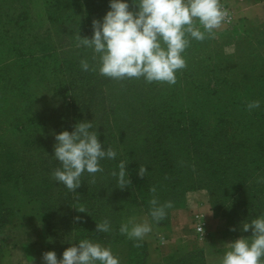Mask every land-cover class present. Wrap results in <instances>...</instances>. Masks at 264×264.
<instances>
[{
  "label": "trees",
  "instance_id": "obj_1",
  "mask_svg": "<svg viewBox=\"0 0 264 264\" xmlns=\"http://www.w3.org/2000/svg\"><path fill=\"white\" fill-rule=\"evenodd\" d=\"M103 1L93 0L92 5L85 4L92 9H80L82 6L71 0H57L50 4L52 10L47 0H15L12 11H0V40H9L5 56L0 55L4 58L0 60V90L11 91L19 99L10 125L22 136L23 147L20 152L5 150L7 160L0 164V174L38 202L39 216L51 219L44 229L54 220L61 224L64 219L63 228L48 235L52 238L50 251L54 244L67 249L84 239L127 244L126 264H146L147 242L139 241L141 246L135 247L137 241L121 234L119 228L129 205L151 220L149 201L153 195L160 204H173L166 209L165 219L158 224L151 220L155 226H167L170 210L183 205L184 192L199 188L208 191L213 213L226 216L229 224L238 216L246 223L264 216V183L257 182L264 178V83L212 89L207 99L178 105L170 92L155 99L162 88L156 82L145 86L139 79L116 81L98 71H83L81 60L94 66L93 52L77 47V36L91 38L92 21L87 16L103 14ZM38 3L44 5L39 17ZM77 15L81 17L74 22ZM42 21L45 23L40 24ZM62 22L69 24L57 26L59 30H68L58 35L55 23ZM256 80H264V76ZM34 83L39 88L45 86L47 101L53 105L49 110H55L47 115L56 123L46 137L37 136L33 129L46 118H41L35 107L37 96L30 89ZM253 100H259L260 107L249 112L246 105ZM81 121L91 122L90 131L97 132L102 148L111 147L117 155L100 160L103 172L94 177L85 171L81 186L70 192L52 179L54 169L60 167L53 155L54 134L72 132ZM172 148L183 157L171 156ZM121 161L127 163L131 181L123 190L112 176L113 171L119 172ZM140 165L147 168L144 178L137 174ZM93 178L95 183H91ZM152 187L155 194L150 192ZM226 191L239 197V205L225 203ZM81 206L87 212L76 210ZM105 219L111 230L96 232V224Z\"/></svg>",
  "mask_w": 264,
  "mask_h": 264
},
{
  "label": "rangeland",
  "instance_id": "obj_2",
  "mask_svg": "<svg viewBox=\"0 0 264 264\" xmlns=\"http://www.w3.org/2000/svg\"><path fill=\"white\" fill-rule=\"evenodd\" d=\"M56 1L47 0V5L50 7V4ZM71 1L82 6L80 9H87L88 7L92 9L93 0ZM125 2L129 4L130 11H135L133 0H125ZM220 2L229 7L232 15L231 23H225L210 36L206 35L203 41L190 39L189 46L182 53L186 60V68L176 72L177 82L174 85L156 82L162 87L160 92L155 95L156 100L167 97L168 92H170L172 93V101L175 104L183 105L196 100L207 99L208 92L210 93L212 89L223 91L234 87L237 83L244 82L249 85L255 82L264 83V80H256L258 76H264V0H220ZM85 4L91 5L85 6ZM14 5L15 0H0V11L10 12ZM47 5L45 4L46 7ZM102 5L105 6L103 14L93 15L91 18L88 15L87 19L102 21L106 12L110 10L109 0H104ZM35 7L37 16H41L44 13V5L38 3ZM50 8L54 10L53 7ZM77 17L80 18L81 15L75 16L74 22ZM73 21L71 24H74ZM43 23L45 22L42 21L40 24ZM68 24L69 22L55 23V27ZM67 30L61 31V28L59 30L57 27V34L64 35ZM201 31H203L202 28ZM8 45L9 40L7 38L0 40V55L5 56ZM9 55L12 56L13 54L9 53ZM139 81L146 86L147 82L143 78ZM37 88L39 92L36 90ZM30 89L37 96V106L35 107L39 111V116L43 118L46 115L45 120H39L33 129L37 136L44 135L46 137L50 131L54 130L56 123L55 118L47 115L52 114L55 110H49L53 105H49L47 101L45 86L39 88L34 83ZM18 100L13 92L0 90V164L7 160L5 153L7 148H12L18 152L23 149L21 145L22 136L10 125L11 117L19 108ZM57 131L58 127L55 132L57 133ZM170 151L171 156L175 154L176 158L183 157V154L177 149L172 148ZM12 183V181L2 179L0 174V264H43L42 254L50 251L48 246H52V238L48 235L57 227L62 229V225L65 224L64 219L61 224L54 220L51 227L44 229L51 219L45 216L40 217L38 202L25 192L17 190ZM196 192L208 196L210 214L207 216L203 213L200 214L201 223L204 224H202L203 233L196 229L198 224L193 225L195 220L190 219V215L176 214L169 233L165 237L158 234L155 240L147 242L148 258L146 264H219L220 258L228 250L227 243L241 237L248 238L251 236V230L242 231V224L246 222L241 220L239 216L235 217L236 219L229 224L226 216L213 213L209 203V194L205 188L184 192L181 207L195 204L197 199L194 193ZM223 199L226 204L239 205V197H236V194L232 197L226 191ZM1 201L4 203L2 202V204ZM3 205L8 208L4 210ZM124 214L123 220L135 218L137 223L141 222L140 216L146 215L138 207L132 205L127 206ZM63 216L66 219L65 213ZM152 225L155 226L153 223ZM202 236L204 242L200 238ZM215 238H224L225 247L215 248ZM195 239H198L201 248H194L189 244L193 240L196 241ZM99 244L110 248L113 255L119 258L120 264H126L127 244ZM56 246L57 244H54L52 250L59 260L62 258L65 249L62 245Z\"/></svg>",
  "mask_w": 264,
  "mask_h": 264
},
{
  "label": "clouds",
  "instance_id": "obj_3",
  "mask_svg": "<svg viewBox=\"0 0 264 264\" xmlns=\"http://www.w3.org/2000/svg\"><path fill=\"white\" fill-rule=\"evenodd\" d=\"M135 11L129 10L125 0H109L110 10L102 21L93 19L91 38L77 36V47L92 49L94 66L81 60L83 71H98L101 76L116 81L141 79L145 82L167 83L174 85L176 72L186 68L182 53L190 44V39L203 41L207 36L231 23L230 14L220 0H133ZM201 28L203 31H201ZM260 107L259 100L247 103L246 110L251 112ZM92 123L81 121L74 125L72 132L62 131L55 134L54 158L60 167L54 169L52 179L75 192L81 186V176L86 171L93 175L103 172L99 161L115 159L117 153L111 147L102 148L96 131H90ZM127 163L121 161L119 172H112L117 178L118 188L124 189L131 184L126 171ZM147 168L140 165L138 176L145 177ZM264 183V178H258ZM95 183V179L91 181ZM150 192L155 194L156 188ZM149 216L152 222L159 223L166 218V209L173 206L171 201L160 204L155 195L149 201ZM78 212H87L81 206ZM75 220L82 219L75 217ZM251 236L238 238L227 243V251L219 264H264V216L242 224V231ZM107 219L96 224V232H109ZM153 230L147 219L137 223L130 218L120 225L119 231L128 239L142 241ZM235 230V229H231ZM203 233V228L199 226ZM161 239L163 237L161 236ZM43 264H120L111 249L87 239L68 247L57 259L54 251L42 254Z\"/></svg>",
  "mask_w": 264,
  "mask_h": 264
},
{
  "label": "crops",
  "instance_id": "obj_4",
  "mask_svg": "<svg viewBox=\"0 0 264 264\" xmlns=\"http://www.w3.org/2000/svg\"><path fill=\"white\" fill-rule=\"evenodd\" d=\"M194 196L196 197V202L195 204L191 205V206H186V207H177V208H172L170 210V222L167 226H153L152 225V232L149 233L143 240H145L146 242H150L156 239V237L159 235H163L164 237L167 235V233H169L170 230V226L172 225V221L174 219V216H177L178 214H188L190 215V219L195 220V224L193 225H199L203 228V223H201V213H203V215H208L210 214V208L208 206V196L205 195L204 193H199L196 192L194 193ZM193 210V211H191ZM177 214V215H176ZM212 214V213H211ZM188 218V217H187ZM145 219H147L150 222V219L148 218L147 215L145 216H140L139 220H141V222H143ZM129 219H124L123 223H126ZM203 224V225H202ZM191 232V231H190ZM188 232V233H190ZM201 240H203L204 242V237H200ZM182 242V238L180 239ZM196 241L193 240V242L189 243L190 245L194 246V248H201V244L197 241L198 239H195ZM214 241L216 242L215 245L217 247H225V239L224 238H215ZM178 245H179V241H178ZM185 245V243H184ZM161 246V245H160ZM203 246V245H202Z\"/></svg>",
  "mask_w": 264,
  "mask_h": 264
},
{
  "label": "built area",
  "instance_id": "obj_5",
  "mask_svg": "<svg viewBox=\"0 0 264 264\" xmlns=\"http://www.w3.org/2000/svg\"><path fill=\"white\" fill-rule=\"evenodd\" d=\"M222 5H223V7H224L225 9L228 10V12H229V14H230V19H232V15H231V11H230L229 7H228L227 5H225L224 3H222ZM196 229L199 231V225H197Z\"/></svg>",
  "mask_w": 264,
  "mask_h": 264
}]
</instances>
